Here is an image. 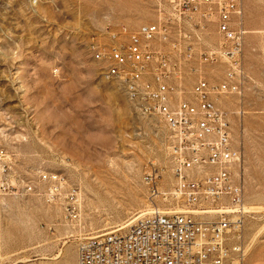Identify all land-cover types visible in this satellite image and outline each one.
Masks as SVG:
<instances>
[{
    "label": "rangeland",
    "instance_id": "374dc122",
    "mask_svg": "<svg viewBox=\"0 0 264 264\" xmlns=\"http://www.w3.org/2000/svg\"><path fill=\"white\" fill-rule=\"evenodd\" d=\"M158 17L157 0H62L58 10L0 0V264H78L84 238L125 233L148 211L175 206L162 198L176 184L166 127L104 80L89 52L107 28ZM241 27L243 93L216 104L241 156L247 212L234 264H264V0H244ZM201 38L221 45L215 25ZM202 70L224 78V65Z\"/></svg>",
    "mask_w": 264,
    "mask_h": 264
},
{
    "label": "built area",
    "instance_id": "2783aa9c",
    "mask_svg": "<svg viewBox=\"0 0 264 264\" xmlns=\"http://www.w3.org/2000/svg\"><path fill=\"white\" fill-rule=\"evenodd\" d=\"M33 10H58L62 0H25ZM158 20L130 29L107 28L89 45L101 76L117 82L135 110L166 127L167 156L176 184L163 195L171 209H153L127 232L84 238L78 264H234L243 253L246 214L240 152L228 115L216 100L241 97L246 31L244 0H157ZM216 26L218 49L202 46ZM224 65L212 82L203 67ZM196 81L186 97L184 84ZM44 180H50L43 176ZM153 197L160 196L156 178Z\"/></svg>",
    "mask_w": 264,
    "mask_h": 264
},
{
    "label": "bare ground",
    "instance_id": "6f19581e",
    "mask_svg": "<svg viewBox=\"0 0 264 264\" xmlns=\"http://www.w3.org/2000/svg\"><path fill=\"white\" fill-rule=\"evenodd\" d=\"M131 102V101H130ZM244 210L246 211V207L244 208ZM247 212V211H246Z\"/></svg>",
    "mask_w": 264,
    "mask_h": 264
}]
</instances>
